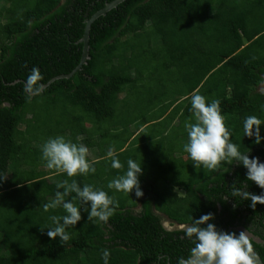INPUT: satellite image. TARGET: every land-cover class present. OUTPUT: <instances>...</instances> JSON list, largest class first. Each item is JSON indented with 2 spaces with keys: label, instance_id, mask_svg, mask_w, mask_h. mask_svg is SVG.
<instances>
[{
  "label": "trees",
  "instance_id": "1",
  "mask_svg": "<svg viewBox=\"0 0 264 264\" xmlns=\"http://www.w3.org/2000/svg\"><path fill=\"white\" fill-rule=\"evenodd\" d=\"M111 1L0 0V264H104V249L108 264H177L194 247L183 226L208 213L218 231L250 234L264 263V204L253 209L231 195L232 187L264 189L246 179L242 164L195 168L183 150L197 93L221 101L230 142L264 163V123L259 144L243 132L246 117L264 121V0H124L91 23L87 62L28 98L33 67L41 84L76 68L85 21ZM146 124L158 138L130 141ZM56 136L97 149L99 158L88 160L95 173L48 169L42 145ZM110 148L122 169L112 168ZM129 159L145 163L139 198L107 187ZM64 180L104 190L119 206L107 223L88 220L90 203L71 193L65 200L80 207L81 220L61 244L47 227L50 216L66 213L43 205ZM164 220L182 228L165 229Z\"/></svg>",
  "mask_w": 264,
  "mask_h": 264
},
{
  "label": "clouds",
  "instance_id": "2",
  "mask_svg": "<svg viewBox=\"0 0 264 264\" xmlns=\"http://www.w3.org/2000/svg\"><path fill=\"white\" fill-rule=\"evenodd\" d=\"M43 79L37 67L30 70L23 87L28 98L42 94L45 86L40 82ZM220 104L219 99L206 103L204 96L192 94L191 111L195 123H185L188 142L183 146L184 152L188 153L195 162V168L203 165L209 170H217L221 162L232 164L235 161L237 164H242L247 169L246 179L264 189V163L259 162L256 157L250 159L248 153H242L238 145L230 142L231 134L225 125ZM262 123L264 121L255 115L246 117L243 122L244 136L254 137V143L259 144L262 139L260 135ZM88 151L83 144H76L66 141L63 136H56L49 138L42 145V158L46 161L48 169H55L57 172L66 173L68 177H74L78 174L95 173V167L86 159ZM107 156L112 158V168L118 170L123 168L112 150L108 151ZM141 172L140 162L129 159L126 172L110 181L107 187L127 194L135 190V195L139 198L143 195L138 181V174ZM56 187L63 191H57L55 198L43 205V210L48 212L50 209L54 210L62 206L66 213L63 216H50L52 226L47 227V236L50 239L59 237L61 244H66L71 239L66 229L75 226L81 220L80 207L76 206L73 200L68 202L65 200V197L71 193L76 194L75 198H78L82 205L90 203V211L85 209L88 211V220L97 218L100 222L107 223L119 206L118 201L104 190L94 189L88 184L81 188L76 180H72L71 183L64 180ZM246 189L247 186L244 189L232 187L231 195L242 200H250V207L253 209L257 204H264V193L255 195ZM212 219H214L213 214L208 213L183 226L185 236L192 240L194 247L191 248L190 255L187 258H179L177 264H255L252 243L246 231H241L238 236L236 233L218 231L214 224L208 223ZM205 224L206 227H201ZM109 257L110 250L104 249L102 252L104 264H108Z\"/></svg>",
  "mask_w": 264,
  "mask_h": 264
},
{
  "label": "water",
  "instance_id": "3",
  "mask_svg": "<svg viewBox=\"0 0 264 264\" xmlns=\"http://www.w3.org/2000/svg\"><path fill=\"white\" fill-rule=\"evenodd\" d=\"M123 1L124 0H112L109 3H106L104 7H102L98 11H96L90 18H88L85 21L84 32H83L82 38L79 41V42H82L83 43V49H82V54H81V58H80L79 64L69 74L59 75V76H56V77H53L52 79H50L46 84H43L45 87L48 84H50L52 81H54L55 79H59V78H69V77H71L77 70H79L81 68V66L83 64H85L87 62V60L89 58V56H88V48H89V46H88V39H89V29H90L91 23L96 18H98L99 16H103L106 12H108L112 8H115L118 4H120ZM248 235L250 236V234H248ZM255 240H257V239L255 238ZM253 259L255 261V264H264L262 262L261 258L258 256V254H256L254 251H253Z\"/></svg>",
  "mask_w": 264,
  "mask_h": 264
},
{
  "label": "crops",
  "instance_id": "4",
  "mask_svg": "<svg viewBox=\"0 0 264 264\" xmlns=\"http://www.w3.org/2000/svg\"><path fill=\"white\" fill-rule=\"evenodd\" d=\"M140 132L142 135H140ZM143 132V133H142ZM157 135L153 134V131H152V127H150L149 125H144L139 131H136L134 133V135L131 137L130 141H137V145L138 144H142L144 142H149V140H152V139H157ZM126 146V145H125ZM88 155H87V160H90V161H95L99 158V154L97 151H94V150H97V149H90L88 148ZM109 150H112L111 148L108 149ZM42 170H45L44 166H42ZM47 180L49 182H53L56 180V177H55V174H52V173H47L46 176Z\"/></svg>",
  "mask_w": 264,
  "mask_h": 264
},
{
  "label": "rangeland",
  "instance_id": "5",
  "mask_svg": "<svg viewBox=\"0 0 264 264\" xmlns=\"http://www.w3.org/2000/svg\"><path fill=\"white\" fill-rule=\"evenodd\" d=\"M259 88V90H264V81H263V83L258 87ZM123 134V132L121 133V135ZM123 136V135H122ZM65 138V140H66V136L64 137ZM67 141H69V140H67ZM71 142H73V141H71ZM75 142V141H74ZM73 142V143H74ZM135 143V142H134ZM76 144H83L81 141H80V139H78V142H76ZM133 150V149H132ZM134 151V150H133ZM122 158V157H121ZM123 159V158H122ZM122 161V160H121ZM136 162H140V161H136ZM143 162V160L140 162V164L142 165V164H144L145 165V163H142ZM178 195H182V192L181 191H178ZM166 225H168L169 226V224L168 223H165ZM248 235V234H247ZM249 236V235H248ZM249 237H251V236H249Z\"/></svg>",
  "mask_w": 264,
  "mask_h": 264
},
{
  "label": "flooded vegetation",
  "instance_id": "6",
  "mask_svg": "<svg viewBox=\"0 0 264 264\" xmlns=\"http://www.w3.org/2000/svg\"><path fill=\"white\" fill-rule=\"evenodd\" d=\"M165 223H168V221H165V220H164V222H163V226H164V228H165V229H168V230H173V229H175V228H176V229L182 228V227H177V226H171V227H170V226L166 225ZM238 231L241 232V231H245V230H243L242 228H239ZM246 233H247V232H246Z\"/></svg>",
  "mask_w": 264,
  "mask_h": 264
}]
</instances>
